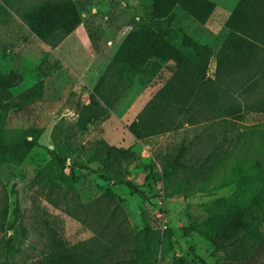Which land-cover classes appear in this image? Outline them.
Wrapping results in <instances>:
<instances>
[{"label": "rangeland", "instance_id": "374dc122", "mask_svg": "<svg viewBox=\"0 0 264 264\" xmlns=\"http://www.w3.org/2000/svg\"><path fill=\"white\" fill-rule=\"evenodd\" d=\"M161 1L72 0L81 23L51 48L0 0V79H13L4 127L11 134L24 128L42 130L20 166L13 167L0 158V203L7 194L12 206L16 204L20 211H29L34 203L40 205L43 217L54 221L62 238L72 246L90 241L93 233L63 209L52 206L45 196H65L70 203L77 200L97 205L110 194L127 229L125 242L140 233L148 236L146 229L159 231L153 258L141 254L137 257L139 264H223V253L210 241L212 235L226 224L247 220L250 210L261 203L239 200L236 186L217 178L206 187L199 186L191 196H184V190L168 196L169 190L159 181L161 159L177 155L179 143L195 136L201 124L182 126L187 123L183 121L177 124L181 126L177 130L142 133L138 140L128 127L138 124L143 112H153V97L174 78L175 64L153 59L133 75V56L127 55L123 57L129 64L125 70L119 64L110 66L127 36L141 38L148 26L162 33L193 64L206 65L197 77L204 75L218 83L223 79L217 68V54L223 45L235 50L238 58L247 51L245 56L250 54L264 64V0L244 4L241 0H208L214 10L202 23L180 6L173 8L169 19H156L152 10ZM230 18L233 29L226 27ZM202 47L211 50L207 60L200 51ZM177 63L182 64V60ZM104 75V94L112 97L111 108L94 94ZM186 78L179 87L191 90ZM118 82L122 85L116 86ZM93 99L107 109L105 116L93 118L84 109ZM201 103L196 106L198 111L203 109ZM155 106L157 109V103ZM243 112L238 122L256 129L264 155V110ZM38 174V181L33 183ZM234 177L241 176L236 173ZM170 186L184 189L183 177L175 175ZM244 210L246 214L240 215ZM203 224L213 232L203 233L198 228ZM262 245V240L249 241L247 247L255 253L251 251L247 262L264 264ZM120 250L117 248L119 256ZM257 254L260 258L254 263Z\"/></svg>", "mask_w": 264, "mask_h": 264}, {"label": "trees", "instance_id": "16d2710c", "mask_svg": "<svg viewBox=\"0 0 264 264\" xmlns=\"http://www.w3.org/2000/svg\"><path fill=\"white\" fill-rule=\"evenodd\" d=\"M1 1L40 41L51 48L58 46L81 23L72 0ZM246 1L240 2L244 4ZM175 6H180L200 23L205 22L214 10L208 0H162L161 5L154 6L153 17L169 19ZM241 8L244 10V7ZM233 26L230 18L226 27L233 29ZM200 51L206 60L211 56L208 47H202ZM118 52L117 60L115 58L110 67L119 64L125 70L129 64L124 58L133 56L130 63L133 69L130 73L133 75L138 74L153 59L175 64L177 72L174 78L169 79L153 97L150 106L153 112H143L139 123L129 126L128 131L138 140L142 133L163 134L177 130L181 127L177 124L183 121L187 123L182 126H193L196 122L201 124L200 128L195 129L199 130L195 136L179 143L177 155L161 159L159 181L169 190L168 196L172 197L182 190L184 196H191L199 186L206 187L217 178L234 184L239 200L245 198L247 203H261L250 210L247 220L241 219L232 226L226 224L210 239L215 250L223 253V264H251L247 260L255 251L247 247L249 241L262 240L264 248V155L258 144L257 133H254L255 128L238 121L243 111L264 110L263 62L259 58L257 61L252 59L250 54L245 56L247 51L238 58L235 50L223 45L217 54V68L222 71L223 79L218 83L205 79L204 75L197 77L199 72H204L203 67L205 69L206 65L198 67L193 64L166 41L162 33L150 26L144 29L141 38H132L129 34ZM179 60H182V64L177 63ZM105 77L99 80L94 94L107 108H111L113 103L109 99L112 97L104 94L107 86ZM184 77H187L185 82L191 90L179 87ZM12 80L0 79V158L18 167L35 147L42 130L24 128L11 134L4 127ZM119 85L122 84L118 82L116 86ZM198 103L204 104L200 111L196 107ZM84 109L90 111L93 118L103 117L107 111L96 99ZM230 173L233 177L236 173L241 177L233 178ZM177 174L183 177L184 189L170 186ZM39 177L40 174L35 176L33 183ZM205 180L208 181L204 183ZM127 184L131 186L130 182ZM192 188L195 191H191ZM103 197L105 201L101 199L102 203L94 205L77 200L70 203L65 196H45L52 206L63 209L65 214L93 233L90 241L71 246L60 235L57 224L43 217L40 205L34 203V208L31 207L29 211H20L16 204L12 206L7 194H4L0 203V264H139L137 257L141 254L153 258V247L159 240V231L151 233V230L146 229L148 236L140 233L125 242L127 239L123 236H126L127 229L124 221L119 219V207L114 203L113 195L105 194ZM28 213H32L31 216ZM245 214L246 210L240 215ZM198 228L206 235L213 232L206 224ZM120 247L121 256L117 251ZM109 251L112 252L110 256L107 255ZM258 258L257 254L254 263Z\"/></svg>", "mask_w": 264, "mask_h": 264}]
</instances>
